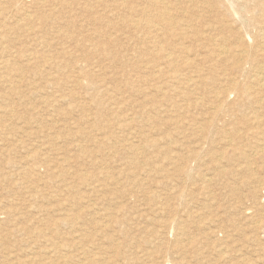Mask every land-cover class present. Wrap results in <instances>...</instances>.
I'll return each mask as SVG.
<instances>
[{"label": "rangeland", "instance_id": "374dc122", "mask_svg": "<svg viewBox=\"0 0 264 264\" xmlns=\"http://www.w3.org/2000/svg\"><path fill=\"white\" fill-rule=\"evenodd\" d=\"M253 6L250 8L257 12ZM244 8V4L230 6L223 25L215 24L219 31L224 29L223 35L248 39L261 34L264 23H260L259 15L250 21ZM58 15L61 21L72 22L69 29L77 35L75 40H64L51 28L49 35L40 37L48 41L41 43L38 36L27 35L25 28H11L9 38L2 41L5 52L0 44V61H11L14 68L0 69V264H264V183L259 186L254 179L264 178V155L255 147L245 146L248 141L234 145L224 132L226 125H242L243 115L233 103L234 94L228 99L232 103L227 102L217 87L226 65L214 62L215 68L205 70L210 83L189 87L185 81L194 73L192 67L184 66L182 58L194 62L195 52L179 55L177 37L151 30V36L157 38L149 39L144 32L139 35L132 25V15L117 8L111 30L105 24L97 26L80 9ZM211 16L216 13L211 11ZM200 29L204 31L205 27ZM219 31L213 34H221ZM105 39L111 43L104 52L97 51L98 42ZM159 40H165V45L174 50V63L169 64L154 46ZM184 42L189 48L200 44L211 47L203 37L194 45L190 39ZM36 52L42 56L29 61L30 54L37 55ZM84 55L88 62L83 61ZM168 68L184 74L172 80L162 73ZM155 73H159L157 77ZM237 76L230 73L231 78ZM216 96L222 100L212 98ZM218 105L223 111L225 107L223 118ZM193 130L201 133L196 135ZM238 151L246 152L247 158L238 156ZM247 163L250 169L243 168ZM255 221L261 224L258 230L254 228Z\"/></svg>", "mask_w": 264, "mask_h": 264}, {"label": "bare ground", "instance_id": "6f19581e", "mask_svg": "<svg viewBox=\"0 0 264 264\" xmlns=\"http://www.w3.org/2000/svg\"><path fill=\"white\" fill-rule=\"evenodd\" d=\"M236 4H244L247 6V8H244V11H246V14L249 17L250 21H253L255 19V17H257V15H259L260 17V23H264V0H0V44L1 46H3V40L9 38L8 34L11 28L14 29H23L25 28V32L27 33V35L29 36H38L39 40L41 41V43L47 42L46 39H40V37L44 38L46 37L47 33L49 35L48 30H52L55 28V32H57L58 36H60L62 39L64 40H68L70 39H74L77 37V35H73L71 30L69 29L70 27H72V22H68L65 23V21H61L60 19H62L61 15H58V12L61 14L65 11H73V9H80L81 11L86 12L87 16H91V19L95 20V23L98 26V23L101 24H105L106 27H108L111 30V27H113V20H112V16H113V12L114 9L117 8L123 12H127V14L132 15L133 17V21H132V25H134V30L139 34L142 35V32H144V34H146L147 37H153V38H157L158 36H151L150 30L151 32H155L156 34H162L165 33V35L169 34V36L172 38L177 37L178 39H180L179 45H178V51L177 53L179 55L181 54H187L188 52H195L194 55V62L193 60H187V58H182L183 62L185 63L184 66H188L189 68L192 67L194 69H190L194 74L192 76H187L186 79V83L188 85H190L189 87H197L200 86L201 84H208L210 83V79L208 78V76L205 75V70H212V68L216 67V63H219V65H221L220 63H224V65H226V69L223 68V72H224V76L223 79L220 80L219 84L217 87H219L221 90L219 92L223 93V99H225V101L228 99H230L232 96V94H234L235 99L233 100L234 105L239 108L238 110H241V112L243 113V115L240 117L241 118V123L242 125L240 126H235L233 125L232 127H229L226 125L227 129L224 131L227 134H229L230 139L232 143L234 145H238L240 142H244V141H248L246 142V144H244L247 147H255L256 152L257 153H261V155H264V30L262 29L261 34L258 32L256 34H254L251 38H244V36L239 37L236 35H229V34H225L223 35L224 29H222V32L219 31L220 29L217 28L221 26V24L223 25V23L226 21L227 19V12L229 11V7L232 5H236ZM255 6L258 10L257 12H255L253 9L250 8V6ZM253 6V7H254ZM239 10V9H238ZM62 11V12H60ZM194 11H202V12H207L210 14H202V15H197L194 14ZM211 11L216 13V16L212 18L211 16ZM234 11V10H232ZM237 11V10H236ZM235 11V14H236ZM78 14V13H77ZM121 14V13H120ZM175 14V15H174ZM70 15V14H69ZM126 15V14H125ZM239 15V13L237 14ZM70 18V17H69ZM118 18V17H117ZM246 18V17H245ZM115 19V18H113ZM125 20V19H124ZM234 20V19H233ZM81 21V20H80ZM249 21V22H250ZM120 24V23H119ZM122 24V23H121ZM124 24V23H123ZM217 26H216V25ZM242 24V23H241ZM254 24V23H253ZM230 25V24H228ZM240 26V25H239ZM100 27V26H99ZM205 27V30L202 31L200 28ZM263 27V26H262ZM52 28V29H51ZM231 28V27H230ZM120 29V28H119ZM221 33V34H217L214 35L213 31L217 30ZM233 29V28H232ZM237 29V28H236ZM194 30V33H193ZM235 30V28H234ZM17 31V30H16ZM103 31V30H101ZM239 31V30H238ZM257 31V30H256ZM52 32V31H51ZM104 32V31H103ZM110 32V31H109ZM191 32L193 34H191ZM112 33V32H111ZM246 33V32H245ZM13 34V33H12ZM104 34V33H103ZM107 34V33H105ZM158 34V35H159ZM247 34V33H246ZM24 35V34H23ZM51 37V36H50ZM55 37V36H54ZM57 37V36H56ZM87 37V36H86ZM99 37V36H98ZM97 37V38H98ZM101 37V36H100ZM136 37V36H135ZM167 37V36H166ZM201 37H203L204 39H208L210 41V45L211 47H207L206 45H196L193 48H189L188 45H185L184 41H187V39H190L191 43L194 45L195 43H197L199 40H201ZM16 38V37H14ZM20 38V37H19ZM59 38V37H58ZM12 39V38H11ZM18 39V38H17ZM56 39V38H55ZM69 39V40H70ZM148 39V38H145ZM166 40V38H164ZM33 40V38H32ZM63 40V41H64ZM164 40V41H165ZM38 41V42H40ZM50 41V40H49ZM98 41V40H97ZM159 40L158 44L154 46H157V48L162 51V56L163 58H166V61L169 64H172L175 62L176 57L174 55V50L170 47H168V45H165V42ZM168 41V40H167ZM34 42V41H33ZM68 42V41H67ZM71 42V41H69ZM68 42V44H69ZM85 42V41H84ZM96 42V41H95ZM206 44L207 42L204 41ZM12 43V42H11ZM40 43V44H41ZM111 43V41L108 39L105 40H101L98 42V48H96L97 51H103L105 49H107L108 45ZM147 43V42H146ZM187 43V42H186ZM190 43V42H189ZM39 44V43H37ZM48 44V43H47ZM113 44V43H112ZM44 45V44H43ZM53 46V45H52ZM10 47V46H9ZM16 47V46H15ZM77 47V46H76ZM7 48V47H6ZM23 48V47H22ZM43 48V47H42ZM68 48V47H67ZM28 50V48H26ZM25 49V50H26ZM37 49V48H36ZM145 49V48H144ZM149 49V48H148ZM151 49V48H150ZM173 51H171V50ZM64 50H65V46H64ZM143 50V49H142ZM146 50V49H145ZM155 50V49H154ZM201 50H205V52L201 51ZM3 52H5V47L3 46L2 49ZM9 51V50H8ZM107 51V50H106ZM29 52V51H28ZM66 55L69 52L68 50L65 51ZM95 52V51H94ZM104 52V51H103ZM139 52V51H138ZM152 52V51H151ZM157 52V51H156ZM201 52L205 53L204 55H201ZM31 53V52H30ZM37 55H33V54H29L27 56H29L27 59L29 61H37V58H40L39 56H42L39 52H36ZM89 53V52H88ZM16 55V53H14ZM24 54V53H22ZM192 54V53H191ZM14 55V56H15ZM81 55V54H80ZM86 55V54H85ZM83 56V61L88 62L89 58L87 56ZM108 55V54H107ZM190 55V54H189ZM193 55V54H192ZM207 55V56H206ZM12 56V55H10ZM18 56V55H17ZM25 56V54H24ZM26 56V57H27ZM50 56V55H49ZM64 56V55H63ZM78 56V55H77ZM106 56V55H105ZM158 56V55H157ZM162 56H160L162 58ZM183 56V55H182ZM21 57V56H20ZM44 57V56H43ZM68 57V56H67ZM70 57V56H69ZM68 57V58H69ZM185 57V56H183ZM191 57V56H190ZM5 58V57H4ZM18 58V57H17ZM46 58V57H45ZM44 58V60H45ZM51 58V57H49ZM72 58V57H70ZM6 59V58H5ZM24 59H26L24 57ZM61 59V58H60ZM104 59V58H103ZM109 59V58H107ZM147 59V58H145ZM158 59V58H157ZM24 60H22L23 62ZM41 61V60H39ZM38 61V63H39ZM54 61V60H53ZM58 61V60H57ZM61 61V60H60ZM64 61V59H63ZM67 61V60H66ZM69 61V60H68ZM139 61V60H138ZM161 61V60H160ZM11 62V61H10ZM10 62L8 60H1L0 61V69L1 70H7V69H14L11 68L12 64H10ZM45 62V61H44ZM52 62V61H51ZM51 62H47V63H51ZM13 63V62H12ZM17 63V62H16ZM26 63V62H25ZM29 63V62H28ZM59 63V61H58ZM61 63V62H60ZM96 63V62H95ZM139 63V62H138ZM167 63V64H168ZM42 64V63H41ZM54 64V62H53ZM162 64V63H161ZM17 65V64H16ZM24 65V64H23ZM27 65V64H26ZM38 65V64H37ZM59 65V64H58ZM65 65V64H64ZM15 66V65H14ZM21 66V65H20ZM49 66V65H48ZM55 66V65H54ZM62 66V65H61ZM79 66V65H78ZM167 66V65H166ZM52 67V66H51ZM66 67H71L66 65ZM20 68V67H19ZM30 68V67H29ZM37 68V67H36ZM44 68V67H43ZM53 68V67H52ZM55 68V67H54ZM63 68V67H62ZM171 68V67H169ZM168 68V69H169ZM187 68V67H184ZM9 69V70H10ZM18 69V68H17ZM57 69V68H55ZM36 70V69H35ZM38 71H40L39 69H37ZM52 70V69H51ZM173 70V69H172ZM174 70H176L174 68ZM169 70H163L162 73H165L168 78L172 79V80H177L179 77L181 76L178 75V73ZM185 70V69H184ZM189 70V69H188ZM206 70V71H207ZM229 70V71H228ZM22 71V70H21ZM48 71V70H47ZM68 71V70H67ZM157 71V70H156ZM162 71V68H161ZM183 71V70H182ZM225 71L230 72V73H235L237 74V78H231L230 77V73H225ZM8 72V71H7ZM23 72V71H22ZM29 72V71H28ZM66 72V70H65ZM153 72V71H152ZM179 72V71H178ZM69 73V72H68ZM151 73V72H150ZM161 73V74H162ZM191 73V72H190ZM100 74V73H99ZM98 74V75H99ZM146 74V73H144ZM159 73H155L154 77H157ZM164 74V75H165ZM222 74V73H221ZM35 75V74H34ZM72 75V74H70ZM143 75V74H142ZM153 75V73L151 74ZM187 75V74H186ZM38 76V75H36ZM69 76V75H68ZM67 76V77H68ZM184 76V75H183ZM235 76V75H234ZM34 77V76H33ZM66 77V78H67ZM164 77V76H163ZM186 77V76H185ZM57 78V77H56ZM73 78V76H72ZM71 78V79H72ZM113 78V77H112ZM19 79V78H18ZM183 79V78H182ZM185 79V78H184ZM65 80V79H64ZM69 80V77H68ZM152 80V79H150ZM179 80V79H178ZM53 81V80H52ZM73 81V80H72ZM78 81V80H77ZM76 81V82H77ZM80 81V79H79ZM78 83H81V81ZM161 81V80H160ZM181 81V80H180ZM223 82H226V84H222ZM77 83V84H78ZM160 83V82H159ZM162 83V82H161ZM176 83V82H175ZM166 85V83H165ZM175 85V84H174ZM76 86V83H75ZM90 86V85H89ZM140 86H142L140 84ZM161 86V85H160ZM173 86V85H172ZM183 86V85H182ZM213 86V85H212ZM156 87V86H155ZM168 87V86H166ZM170 87V86H169ZM168 87V88H169ZM184 87V86H183ZM94 88V87H93ZM103 88V87H101ZM182 88V87H181ZM186 88V87H185ZM200 88V87H199ZM217 89V88H216ZM168 90V89H166ZM188 90V88H187ZM193 91V89H191ZM195 90V89H194ZM207 90V89H206ZM215 90V89H214ZM99 91V89H98ZM165 91V90H164ZM169 91V90H168ZM106 92V91H105ZM157 92V91H156ZM162 92V90L160 91ZM166 92V91H165ZM195 93V91H193ZM211 92V91H210ZM163 93V92H162ZM183 93V92H180ZM200 93V92H199ZM215 93V92H214ZM72 94V93H71ZM124 94V93H123ZM161 94V93H160ZM172 96H174V93H171ZM196 94V93H195ZM114 95V94H113ZM112 95V96H113ZM169 95V93H168ZM178 95V94H177ZM216 95H217V91H216ZM21 96V95H20ZM73 96V94L71 95ZM111 96V97H112ZM121 96V94H120ZM160 96V95H159ZM158 96V97H159ZM171 96V95H170ZM171 96V98H172ZM116 97V96H115ZM114 97V98H115ZM176 97V95H175ZM193 97V96H192ZM203 97V96H201ZM207 97V96H206ZM90 98V97H89ZM98 98V97H97ZM96 98V100H97ZM119 98H123V97H119ZM179 98V97H178ZM212 98H216V100L218 102H220L222 100V98L220 96H216V97H212ZM165 99V98H164ZM169 99V98H168ZM188 99V98H186ZM194 99V98H193ZM2 100V99H0ZM174 100V99H172ZM198 100V99H197ZM102 101V100H101ZM106 101V100H105ZM146 101V100H145ZM161 101V100H160ZM159 101V102H160ZM167 101V100H165ZM180 101V99H179ZM189 101V100H188ZM213 101V100H212ZM216 101V102H217ZM147 102V101H146ZM214 102V101H213ZM226 102V103H227ZM131 103V102H130ZM200 103V102H199ZM225 103V104H226ZM232 103V102H230ZM67 104V103H66ZM149 104V103H148ZM165 104H167L165 102ZM207 104V103H205ZM64 105V104H63ZM62 105V106H63ZM155 105V104H154ZM181 105V104H180ZM204 105V104H203ZM209 105V104H208ZM220 105V103H219ZM218 105V106H219ZM224 105V104H223ZM111 106V105H110ZM156 106V105H155ZM178 106V104H177ZM182 106V105H181ZM195 104L193 105L192 108H194ZM222 106V105H221ZM216 107L218 112H222V118L225 116L226 111H225V107H224V111H223V107ZM234 106V107H235ZM159 107V106H158ZM196 107V106H195ZM198 107V106H197ZM212 107V106H211ZM228 107V106H227ZM160 108V107H159ZM164 108V107H163ZM161 108V109H163ZM199 108V107H198ZM210 108V107H209ZM233 108V107H232ZM175 109V107H174ZM196 109V108H195ZM7 110V109H6ZM10 110V109H9ZM8 110V111H9ZM13 110V109H12ZM154 110V109H153ZM165 110V108H164ZM163 110V111H164ZM177 110V109H176ZM191 110V108H190ZM202 110V109H201ZM205 110V109H204ZM228 110V109H227ZM232 110V109H231ZM234 110V109H233ZM232 110V111H233ZM237 110V111H238ZM53 111V110H52ZM158 111V110H157ZM193 111V110H192ZM211 111V110H210ZM216 111V113H217ZM236 111V110H235ZM235 111L233 112V114L235 113ZM6 112V111H5ZM11 112V111H9ZM14 112V111H12ZM11 112V113H12ZM73 112V111H72ZM178 112V111H176ZM182 111H180L181 113ZM207 112V111H206ZM213 112V111H212ZM211 112V113H212ZM8 113V112H7ZM10 113V114H11ZM16 113V112H15ZM158 113V112H157ZM160 113V112H159ZM158 113V114H159ZM184 113V112H183ZM192 113V112H191ZM238 113V112H237ZM9 114V113H8ZM119 114V113H118ZM156 114V113H155ZM214 114V112H213ZM218 114V113H217ZM228 114V113H227ZM231 114V113H230ZM145 115V114H144ZM143 115V116H144ZM178 115V113H177ZM186 115V114H184ZM197 115V114H196ZM206 115V114H205ZM238 115V114H237ZM151 116V114H150ZM153 116V115H152ZM158 116V115H157ZM211 116V115H210ZM231 116V115H229ZM234 116V115H233ZM1 117V116H0ZM33 117V116H32ZM146 117V115H145ZM209 117V116H208ZM213 117V116H212ZM2 118V117H1ZM144 118V117H143ZM185 118V117H184ZM183 118V120H184ZM190 118V117H189ZM207 118V117H206ZM221 118V117H220ZM219 118V119H220ZM233 118V117H232ZM14 119V118H13ZM164 119V118H163ZM180 119V117H179ZM191 119V118H190ZM195 119V117H194ZM200 119V118H198ZM235 119V118H234ZM233 119V120H234ZM2 120V119H0ZM33 120V119H32ZM106 120V119H105ZM182 120V118H181ZM180 120V121H181ZM192 120V119H191ZM202 120V119H201ZM209 120V118L207 119ZM211 120V119H210ZM224 120V119H222ZM101 121V120H100ZM120 121V120H119ZM156 121V120H155ZM166 121V120H165ZM170 121V120H169ZM188 121V120H187ZM194 121V120H193ZM200 121V120H199ZM218 121V120H216ZM229 121V120H228ZM237 121V120H236ZM239 121V119H238ZM238 121L236 123H238ZM17 122V121H16ZM121 122V121H120ZM162 122V121H160ZM159 122V123H160ZM168 122V121H167ZM176 122V120H175ZM184 122V121H183ZM198 122V121H197ZM227 122V120H226ZM164 123V122H163ZM178 124V122H176ZM199 123V122H198ZM219 123V122H218ZM230 123V122H229ZM235 123V122H234ZM235 123V124H236ZM190 124V123H189ZM201 124V123H200ZM203 124V123H202ZM207 124V123H206ZM215 124V123H214ZM228 124V122H227ZM231 124V123H230ZM233 124V123H232ZM93 125V124H92ZM175 125V124H173ZM172 125V126H173ZM183 125V123H182ZM198 124H195V127ZM220 125V124H219ZM238 125V124H237ZM16 126V125H15ZM18 126V125H17ZM154 126V125H153ZM171 126V125H170ZM179 126V125H178ZM208 126V125H207ZM94 127V126H93ZM96 127V126H95ZM200 127V125H199ZM225 127V128H226ZM10 128V127H9ZM61 128V127H60ZM181 128V127H180ZM184 128V127H183ZM188 128L189 125H188ZM193 127L191 126V129ZM201 128V127H200ZM6 129V128H5ZM62 129V128H61ZM58 130V129H57ZM98 130V129H97ZM178 131H180L179 129H177ZM202 130V129H201ZM206 129H204L205 131ZM222 130V129H221ZM165 131V130H164ZM176 131V132H178ZM192 131V130H191ZM190 131V132H191ZM195 131V130H193ZM198 131V130H197ZM208 131V130H207ZM114 132V131H113ZM183 132V130H182ZM179 133V134H183V133ZM189 132V131H187ZM186 132V133H187ZM196 132V131H195ZM216 132V129H215ZM222 132V131H220ZM219 132V134H220ZM134 133V132H133ZM144 133V132H143ZM194 133V132H193ZM201 131L199 133L196 132L197 134H200ZM205 133V132H203ZM202 133V134H203ZM214 133V132H213ZM15 134V133H14ZM82 134V133H80ZM141 134V133H140ZM189 134V133H187ZM192 134V133H191ZM201 134V135H202ZM206 134H208V132H206ZM211 134V133H210ZM18 135V134H17ZM119 135V134H118ZM194 135V134H193ZM195 135V136H196ZM205 135V134H204ZM222 135V134H220ZM224 135V136H226ZM15 136V135H14ZM79 136V135H78ZM186 136H190V135H186ZM106 137V136H105ZM130 137V136H129ZM209 137V136H208ZM112 138V137H111ZM182 138V137H181ZM191 138V137H190ZM193 138V137H192ZM199 138V137H198ZM202 138V137H200ZM16 139V138H15ZM71 139V138H70ZM91 138H89L90 141ZM131 139V138H130ZM166 139V138H165ZM187 139V137H186ZM225 139V138H224ZM221 138V140H224ZM201 140V139H198ZM217 140V139H216ZM220 140V139H219ZM220 140V142H221ZM226 140V139H225ZM224 140V141H225ZM102 141V140H101ZM151 141V140H150ZM177 141V140H176ZM182 141V140H181ZM180 141V142H181ZM186 141V140H185ZM190 141V139H189ZM192 141V140H191ZM190 141V142H191ZM204 141V139H203ZM223 141V142H224ZM70 142V141H69ZM128 142V141H127ZM143 142V141H141ZM175 142V141H174ZM179 142V140H178ZM197 142V141H196ZM200 144L201 142L198 141ZM218 142V141H217ZM227 144V141H225ZM224 142V143H225ZM229 142V141H228ZM45 143V142H44ZM159 143V142H158ZM177 143V142H175ZM184 143V142H183ZM188 143V142H187ZM195 143V142H194ZM204 143V142H202ZM222 143V144H224ZM59 144V143H58ZM63 144V143H62ZM125 144L128 143L125 142ZM134 144V143H133ZM132 144V145H133ZM156 143H154L155 145ZM160 144V143H159ZM158 144V145H159ZM179 144V143H178ZM177 144V145H178ZM186 144V143H185ZM189 144V143H188ZM191 144V143H190ZM193 144V143H192ZM191 144V145H192ZM198 144V143H197ZM198 144V145H200ZM207 144V142H206ZM216 144V143H215ZM213 144V145H215ZM230 146V143H228ZM227 144V145H228ZM102 146V144H100ZM131 145V144H130ZM172 145V144H171ZM184 145V144H182ZM190 145V146H191ZM232 145V144H231ZM104 146V144H103ZM114 146V145H113ZM120 146V145H119ZM138 146V145H136ZM168 146V145H167ZM189 146V147H190ZM203 146V145H201ZM205 146V145H204ZM216 146V145H215ZM225 146V145H224ZM241 146V145H240ZM84 147V146H83ZM157 147V144H156ZM185 147V146H184ZM194 147V146H193ZM206 147V146H205ZM214 147V146H213ZM217 147V146H216ZM214 147V148H216ZM220 147V146H219ZM222 147V146H221ZM226 147V146H225ZM242 147V146H241ZM86 148V147H84ZM129 148V146H128ZM160 149H162L161 147H159ZM182 148V147H180ZM202 148V147H200ZM227 148V147H226ZM240 148V147H239ZM80 149L81 146H80ZM89 149V147H88ZM87 149V150H88ZM98 149V148H97ZM137 149V148H136ZM168 149V147H167ZM171 149V148H170ZM168 149V151L170 150ZM175 149V147H174ZM186 149V148H185ZM207 149V148H206ZM209 149V148H208ZM211 149V148H210ZM209 149V151H210ZM243 149V148H242ZM78 150V149H77ZM165 150V149H164ZM184 150V148H183ZM190 150V149H189ZM194 150V149H192ZM197 150V149H196ZM226 150V149H225ZM167 151V150H166ZM167 153H170L168 152ZM176 151V150H175ZM178 151V148H177ZM199 151V150H198ZM208 151V150H207ZM213 151V150H212ZM215 151V150H214ZM248 151L250 152V150L248 149ZM254 151V149H253ZM86 152V151H84ZM88 152V151H87ZM135 152V150H134ZM163 152V151H161ZM174 152V151H173ZM172 152V153H173ZM190 152V151H189ZM239 152V151H238ZM237 152V153H238ZM243 152V151H242ZM80 153V152H79ZM83 153V152H82ZM166 153V152H164ZM180 153V152H179ZM184 153V152H183ZM204 153V152H202ZM210 153V152H208ZM214 153V152H213ZM254 153V152H253ZM256 153V154H257ZM115 154V153H113ZM177 154V153H176ZM175 154V155H176ZM189 154V153H188ZM187 154V158L188 157ZM206 153H204L205 155ZM216 154V153H215ZM239 154H243V153H238ZM245 154H247L245 152ZM243 154V155H245ZM249 154V153H248ZM81 155V154H80ZM116 155V154H115ZM182 155V154H181ZM184 155V154H183ZM198 155V154H196ZM207 155V154H206ZM217 155V154H216ZM221 155V153L219 154V156ZM242 155V156H243ZM255 155V153L253 154ZM259 155V154H258ZM69 156V155H68ZM90 156V154L88 155ZM180 156V155H178ZM185 156V155H184ZM182 156V158L184 157ZM193 156V155H192ZM203 156V154H202ZM209 156V155H208ZM212 156V155H211ZM218 156V157H219ZM60 157V156H59ZM80 157V156H79ZM177 157V156H175ZM174 157V158H175ZM181 157V156H180ZM186 157V156H185ZM217 157V156H216ZM246 157V155H245ZM255 157V156H254ZM172 158V157H171ZM178 158V157H177ZM179 158V159H182ZM192 158V157H191ZM190 158V159H191ZM198 158V157H197ZM203 158V157H201ZM200 158V159H201ZM205 158H208L205 156ZM205 158L203 161H205ZM212 158V157H210ZM209 158V159H210ZM228 158V157H227ZM234 157V161H235ZM240 158V157H239ZM247 158V157H246ZM256 158V157H255ZM254 158V159H255ZM69 158H67L68 160ZM199 159V160H200ZM208 159V160H209ZM215 159V158H214ZM218 159V158H217ZM217 159L215 161H217ZM238 159V158H237ZM263 159V158H261ZM66 160V161H67ZM83 160V159H82ZM169 160V159H168ZM173 160V159H172ZM186 160V158H185ZM207 160V161H208ZM212 160V159H210ZM241 160V159H239ZM245 160V159H244ZM250 160V158H249ZM256 160V159H255ZM178 161V160H177ZM184 161V159H183ZM188 161V160H187ZM197 161V160H196ZM202 161V159H201ZM243 161V160H241ZM247 161V160H246ZM245 161V162H246ZM252 161V160H251ZM264 161V160H263ZM82 162V161H81ZM103 162V161H102ZM185 162V161H184ZM190 162V161H188ZM228 161H226L227 163ZM238 162V161H237ZM250 162V161H249ZM213 163V162H212ZM211 163V164H212ZM255 163V161H254ZM263 163V162H262ZM190 164V163H189ZM210 164V165H211ZM217 164V163H216ZM215 164V165H216ZM239 164V163H237ZM242 164V163H241ZM245 164V163H244ZM253 164V162H252ZM256 164V163H255ZM185 165V164H184ZM223 165V164H222ZM116 166V165H115ZM174 166V165H173ZM217 166V165H216ZM240 165H238V169H240V171L242 172L241 168H239ZM250 164L247 163V165H244L243 168L245 169H250L251 167H249ZM104 167V166H103ZM184 167V166H182ZM191 167V166H190ZM193 167V166H192ZM211 167V166H209ZM219 167V165H218ZM221 167V166H220ZM235 167V166H234ZM241 167V166H240ZM263 167V166H262ZM52 168V167H51ZM105 168V167H104ZM187 168V167H186ZM214 164H213V170H214ZM264 168V167H263ZM95 169V168H94ZM210 169V168H209ZM208 169V170H209ZM253 169V168H252ZM72 170V168H71ZM180 170V169H179ZM182 170V168H181ZM180 170V171H181ZM184 170V168H183ZM182 170V171H183ZM216 170V169H215ZM101 171V170H100ZM159 171V170H158ZM190 171V170H189ZM27 172V171H26ZM246 172V171H245ZM244 172V173H245ZM258 172V171H257ZM38 173V172H37ZM80 173V172H79ZM108 173V172H107ZM194 173V172H193ZM235 173V172H234ZM247 173V172H246ZM252 175L256 174L255 171H251L249 172ZM78 174V173H77ZM237 174V173H236ZM240 174V173H239ZM238 174V175H239ZM108 175V174H107ZM186 176L187 173H185ZM193 176V175H192ZM34 177V176H33ZM123 177V176H122ZM133 177V176H132ZM83 178V177H82ZM128 178V177H127ZM204 179V178H203ZM206 179V178H205ZM208 179V178H207ZM255 181L259 182V186L260 184L264 183V178L261 177H256L254 178ZM35 180V179H34ZM33 180V181H34ZM91 180V179H90ZM129 180V179H128ZM189 180V179H188ZM210 180V178L208 179ZM207 180V181H208ZM130 181V180H129ZM200 181V180H199ZM51 182V181H50ZM122 182V181H121ZM139 182V181H138ZM205 182V181H203ZM52 183V182H51ZM58 183V182H57ZM37 184V183H36ZM70 184V183H69ZM213 184V183H212ZM211 184V185H212ZM125 185V184H124ZM179 185V184H178ZM81 187V186H80ZM92 187V186H91ZM256 187V186H255ZM88 188V187H87ZM207 188V187H206ZM71 189V188H70ZM186 190V189H185ZM200 190V189H199ZM261 189H259L260 192ZM40 191V190H39ZM104 191V190H103ZM179 191V189H177V192ZM257 191V190H256ZM92 192V191H91ZM193 192V191H191ZM210 193V192H209ZM179 194V193H178ZM205 194V193H204ZM208 195V194H207ZM260 195V194H258ZM72 196V195H71ZM78 196V195H76ZM93 196V195H92ZM203 196V195H202ZM205 196V195H204ZM203 196V197H204ZM73 197V196H72ZM116 197V196H115ZM184 197V196H183ZM208 197V196H207ZM66 198V197H65ZM114 198V197H113ZM112 198V199H113ZM154 198V197H153ZM177 198V197H176ZM182 198V197H181ZM190 198V197H189ZM209 198V197H208ZM80 199V198H79ZM88 199V198H87ZM210 199V198H209ZM258 199V198H257ZM180 200H184V199H180ZM203 200V199H202ZM53 201V200H52ZM73 202V201H72ZM117 202V201H116ZM189 202V201H188ZM58 203V202H57ZM74 203V202H73ZM115 203V202H114ZM108 204V203H107ZM116 204V203H115ZM88 205V204H87ZM76 207V206H75ZM89 207V206H88ZM261 207V206H260ZM84 208V207H83ZM112 208V207H111ZM204 208V207H203ZM259 208V207H258ZM76 209V208H75ZM74 209V210H75ZM260 209V208H259ZM90 210V209H89ZM98 210V209H96ZM105 210V209H104ZM57 211V210H56ZM130 211V210H129ZM156 211V210H155ZM206 211V210H205ZM238 212V211H237ZM18 213V212H17ZM47 213V212H46ZM75 213V212H74ZM85 213V212H84ZM37 214V213H36ZM56 214V213H55ZM41 215V214H40ZM92 215V214H91ZM111 215V214H110ZM113 215V214H112ZM123 215V214H122ZM190 215V214H189ZM87 216V215H86ZM159 216V215H158ZM248 216V215H247ZM50 217V216H49ZM111 217V216H110ZM249 217V216H248ZM86 218V217H85ZM246 218V217H245ZM41 219V218H40ZM252 219V218H251ZM42 220V219H41ZM47 220V219H46ZM91 220V219H90ZM217 220V219H216ZM108 221V219H107ZM112 221V220H111ZM249 221V220H248ZM260 221V219L258 220ZM46 222V221H45ZM68 222V221H67ZM251 222V221H250ZM256 222V221H255ZM195 223V222H194ZM126 224V223H125ZM79 225V224H78ZM93 225V224H92ZM103 225V224H102ZM101 225V226H102ZM66 226V225H65ZM82 226V225H81ZM84 226V225H83ZM68 227V226H67ZM244 227V226H243ZM261 227L260 222H256L254 225V228L256 230H258V228ZM65 228V227H64ZM109 229V228H108ZM164 229V226H163ZM253 229V228H252ZM125 230V229H124ZM69 231V230H68ZM72 231V230H71ZM82 231V230H81ZM113 231V230H112ZM204 230H202L203 232ZM59 232V231H58ZM107 232V231H106ZM114 233V232H113ZM123 234V233H122ZM246 234V233H245ZM48 235V234H46ZM61 235V234H60ZM188 235V234H187ZM118 236V235H117ZM163 236V235H162ZM182 236V235H181ZM44 237V236H43ZM49 237V236H48ZM58 237V236H57ZM118 238V237H117ZM143 238V237H142ZM161 238V237H160ZM120 239V238H119ZM129 239V238H128ZM152 239V238H151ZM49 240V239H48ZM82 241V240H81ZM80 241V242H81ZM32 242V241H31ZM41 242V241H40ZM88 242V241H87ZM132 242V241H131ZM155 242V241H154ZM45 243V242H44ZM82 244V242H81ZM95 244V243H94ZM138 244V243H137ZM47 245V244H46ZM51 245V244H50ZM84 245V244H83ZM82 245V247H83ZM116 245V244H115ZM38 246V245H37ZM92 246V245H91ZM98 246V245H97ZM50 247V246H49ZM70 247V246H69ZM75 247V246H74ZM114 247V246H113ZM112 248V246H111ZM33 249V248H32ZM85 249V248H84ZM109 249V248H108ZM44 250V249H43ZM64 250V248H63ZM86 250V249H85ZM84 250V251H85ZM89 250V249H88ZM95 250V249H94ZM76 251V250H75ZM83 252V250H81ZM222 251V250H221ZM81 252V253H82ZM227 252V251H226ZM90 253V252H89ZM88 253V254H89ZM71 254V253H70ZM98 254V253H97ZM96 254V257H97ZM46 255V254H44ZM99 255V254H98ZM103 255V254H102ZM102 255H100V258H104L101 257ZM142 255V254H141ZM66 256V255H65ZM87 256V255H86ZM85 256V258H86ZM90 256V255H89ZM93 256V255H92ZM108 256V255H107ZM45 257V256H44ZM95 257V256H94ZM92 257V258H94ZM91 258V257H90ZM89 258V259H90ZM99 258V259H100ZM88 259V260H89ZM96 259V258H94ZM98 259V257H97ZM84 260V259H83ZM91 260V259H90ZM89 260V261H90ZM82 261V260H81ZM99 262L101 260H98ZM133 261V260H132ZM167 261V260H166ZM53 262V261H52ZM91 262V261H90ZM105 262V260L103 261ZM152 262V261H151ZM51 263V262H50ZM86 263V262H85ZM92 263V262H91ZM90 263V264H91ZM102 263V262H101ZM52 264V263H51ZM83 264V263H82ZM110 264V263H109ZM130 264V263H129Z\"/></svg>", "mask_w": 264, "mask_h": 264}]
</instances>
